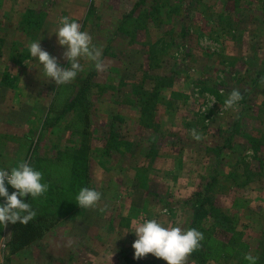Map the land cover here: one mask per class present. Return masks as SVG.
I'll use <instances>...</instances> for the list:
<instances>
[{
	"label": "rangeland",
	"instance_id": "obj_1",
	"mask_svg": "<svg viewBox=\"0 0 264 264\" xmlns=\"http://www.w3.org/2000/svg\"><path fill=\"white\" fill-rule=\"evenodd\" d=\"M153 1L0 0V168L27 161L49 185L21 198L43 235L12 252L24 224L0 225V264H167L134 258V222L209 230L210 214L191 222L214 177L217 211L234 219L217 236L242 251L187 264H241L247 253L264 264V0H161L156 21ZM63 17L102 48L107 71L81 59L76 80H44L28 45L41 40L69 67L54 34ZM233 89L243 99L222 110ZM112 123L119 148L107 152ZM83 187L102 194L97 208L78 206Z\"/></svg>",
	"mask_w": 264,
	"mask_h": 264
},
{
	"label": "clouds",
	"instance_id": "obj_2",
	"mask_svg": "<svg viewBox=\"0 0 264 264\" xmlns=\"http://www.w3.org/2000/svg\"><path fill=\"white\" fill-rule=\"evenodd\" d=\"M59 23L60 27L54 34L57 36L58 44L66 48L64 59L69 67L60 66L56 57L42 49L41 40L28 45L31 56L37 58L42 65L44 80L54 81L58 86L76 80L84 71L81 59L93 62L97 72L107 71L108 65L103 58V50L93 43L92 36L86 31H81V25L68 17L61 18ZM210 99L212 106L216 102L214 98ZM242 99L241 92L233 89L225 99L222 110H235ZM190 135L196 141L203 139L195 128L190 130ZM248 154L251 155V151ZM42 179L43 174L24 160L10 170L0 169V197L5 198L6 201L0 203V225L4 228L9 223L19 222L26 225L35 218L36 212L21 198L30 196L35 199L42 196L49 187L48 184L41 182ZM6 184L15 191L10 194ZM101 198L102 194L99 191L83 187L76 197V203L82 209H95ZM100 210L104 211V209ZM133 232L137 237L132 245L135 259L152 254L157 259H163L167 264H187L188 257L201 247V241L204 239L203 233L194 227L187 229L172 225L165 227L156 219H145L142 223L134 222ZM244 259L249 261V264H256L257 260L251 253L245 254Z\"/></svg>",
	"mask_w": 264,
	"mask_h": 264
},
{
	"label": "trees",
	"instance_id": "obj_3",
	"mask_svg": "<svg viewBox=\"0 0 264 264\" xmlns=\"http://www.w3.org/2000/svg\"><path fill=\"white\" fill-rule=\"evenodd\" d=\"M153 3H154L155 9L152 10L154 12L151 13L149 18L151 20L156 21V20H158L157 19V17H158L157 13L161 14V10H162V7L164 6V3L161 4V0H154ZM168 10H173V7H169L167 9V12H169ZM155 13L157 15H155ZM155 56L156 55L154 54L153 58H156ZM145 102H146V100L142 99L141 102H139V103L141 104V107L143 106V108H142L143 112H148L149 108L146 105L147 102L146 103ZM150 113H152V112H150ZM109 134H110L109 139H106V141H107V146H106L107 152L112 151V147H114V149L119 148L118 146L116 147V145L119 144L120 140L118 139V133L114 129V123H112V125H111V129L109 131ZM251 142H253V141H251ZM257 149H258V147H257ZM217 182L218 181L216 180V177L212 178V180H209L205 183L203 190L198 193V202L200 203V206L196 210L195 215H194V219H192V222H191V224L193 223V225H194L196 222L197 223L200 222V219L204 218L205 215H207V214H210L214 220L209 230H202V232H204V234H203L204 239L201 241V247L191 254L192 257H194V258H196L202 262L205 260H208L210 258H219L221 255H223V253H222L223 250L226 247H230V246L233 247L232 250H230V252L235 251L237 254H239L242 251L241 248L243 246L242 242H240L239 245L234 244V242L238 241V240H234V239H236L235 237L230 239V240H227V242H226L225 240H223L217 236V233L228 234L227 231L231 229V226H232L231 224H233V222H234L233 217H231L229 214H225V213L217 211V205L214 202L215 198L213 196V190H212L214 183L217 184ZM44 196H46V194ZM30 199H32V198L30 197ZM200 211H201V213H200ZM195 227L199 228L198 225ZM191 228H192V226H191ZM42 230L43 229L39 228L36 225V223L33 221H30L26 225L24 224L23 228L22 227L18 228V226H15V228H14L15 240L12 241V245H13L12 252H17L20 249L26 247L27 245L34 243V241L38 240L43 235ZM225 238H227V237H225ZM16 242L19 244L16 245ZM241 264H247L246 260L244 259V256H243V259L241 260Z\"/></svg>",
	"mask_w": 264,
	"mask_h": 264
},
{
	"label": "built area",
	"instance_id": "obj_4",
	"mask_svg": "<svg viewBox=\"0 0 264 264\" xmlns=\"http://www.w3.org/2000/svg\"><path fill=\"white\" fill-rule=\"evenodd\" d=\"M0 169H2V168H0Z\"/></svg>",
	"mask_w": 264,
	"mask_h": 264
}]
</instances>
